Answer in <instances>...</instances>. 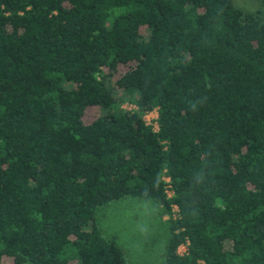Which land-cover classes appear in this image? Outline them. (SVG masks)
I'll return each instance as SVG.
<instances>
[{
  "label": "trees",
  "instance_id": "trees-1",
  "mask_svg": "<svg viewBox=\"0 0 264 264\" xmlns=\"http://www.w3.org/2000/svg\"><path fill=\"white\" fill-rule=\"evenodd\" d=\"M128 197L162 264H264V8L0 0V264H126L95 211Z\"/></svg>",
  "mask_w": 264,
  "mask_h": 264
},
{
  "label": "rangeland",
  "instance_id": "rangeland-1",
  "mask_svg": "<svg viewBox=\"0 0 264 264\" xmlns=\"http://www.w3.org/2000/svg\"><path fill=\"white\" fill-rule=\"evenodd\" d=\"M234 4L249 10L264 8L258 0H234ZM98 112L96 107H89L85 121ZM155 115L152 111L146 119L152 122ZM95 218L104 234L124 251L126 264H162L169 234L168 215L161 207L145 199L128 197L97 208ZM185 250L184 245L178 248L180 253Z\"/></svg>",
  "mask_w": 264,
  "mask_h": 264
},
{
  "label": "built area",
  "instance_id": "built-area-1",
  "mask_svg": "<svg viewBox=\"0 0 264 264\" xmlns=\"http://www.w3.org/2000/svg\"><path fill=\"white\" fill-rule=\"evenodd\" d=\"M131 108H132V107H131ZM156 116H157V113H156L155 117H153V118L155 119ZM153 125H154V127H156V123H155V122L153 123Z\"/></svg>",
  "mask_w": 264,
  "mask_h": 264
}]
</instances>
